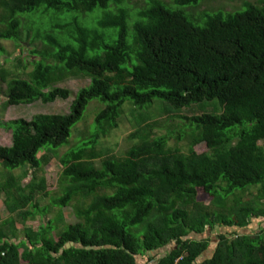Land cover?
<instances>
[{
    "label": "trees",
    "instance_id": "trees-1",
    "mask_svg": "<svg viewBox=\"0 0 264 264\" xmlns=\"http://www.w3.org/2000/svg\"><path fill=\"white\" fill-rule=\"evenodd\" d=\"M127 1L0 0V40L15 42L19 14L40 8L42 14L103 13L95 26L73 18L41 26L33 38L32 25L26 28L29 44L41 40L44 50L30 51L36 56L27 80L6 83V105L66 101L71 93L58 85L68 79L90 84L76 93L67 114L2 125L11 144L0 145V164H26L29 171L21 187L14 179L0 186L8 210L0 221V264H139L142 257L143 264H264V227L243 232L252 218H264V1L206 15L202 26L159 0H146L130 25ZM174 1L188 6L200 0ZM93 100L104 104L94 132L59 158L67 184L52 203L58 215L19 234L15 222L36 221L50 210L34 203L35 196L51 194L43 171L49 156L37 153L67 144ZM155 100L170 118L187 122V151L154 136L157 120L145 116L135 119L122 154L97 148L119 127L127 102L142 111ZM212 101L217 107L212 104L211 112L180 115ZM201 144L206 150L198 152ZM253 188L254 199L240 195ZM200 193L209 196L208 205L197 201ZM81 200L78 222L65 224L61 209ZM207 228L235 231L217 234L210 256L199 260L210 245L202 236ZM70 242L74 246L65 248Z\"/></svg>",
    "mask_w": 264,
    "mask_h": 264
},
{
    "label": "rangeland",
    "instance_id": "rangeland-1",
    "mask_svg": "<svg viewBox=\"0 0 264 264\" xmlns=\"http://www.w3.org/2000/svg\"><path fill=\"white\" fill-rule=\"evenodd\" d=\"M145 1L146 0L127 1L128 6L131 9V20H129L130 25L136 19V10L140 7H143L145 5ZM159 1L164 7L185 14L188 20L193 24L202 26L204 24L206 15H210L218 11H240L243 9L242 5L244 2L255 3L264 0H200L197 4L188 6H180L179 4H176L174 0ZM123 6L127 7L126 4ZM41 11H43V8H40V10L35 13L18 15V18H21L19 41L15 42L12 40H0V145L11 144V132L9 130L3 129L2 125L15 119L30 120L32 116L36 114H67L69 112L72 101H74L75 99L76 93L84 88H87L90 84V81L87 79H68L63 84L58 85V88L66 89L71 93L70 97L66 101L57 100L56 102L47 104L37 102L30 105L21 104L18 106H8L5 104L6 83L13 78L27 80L28 74L31 73V70L33 69L32 59H34V57L36 56L30 54V51L44 50V46L41 40H36L32 45H30L28 40H26V28L28 26L32 25L33 31H29L30 38H33V32H36L41 26L51 29L53 25L72 21L73 18H76L84 25L95 26L97 25V20L103 15L102 10L100 9H96L94 12L86 13L84 15L78 13H69L63 15L55 13L53 11H48V13L42 14ZM54 35L57 37H63V35L61 36V33L59 31H54ZM129 41L130 43L132 42L131 36ZM157 103H159V101L155 100L153 103L155 105H152L150 109L140 111L130 105L129 102H127L124 106L123 114L119 120V127L113 130L107 138L102 139L97 148L101 150L107 148L113 150L117 154H122L125 149L129 147V136L136 128L135 119H138L139 116H145V119L149 120V123H151L152 120H157L156 127L153 129L154 136H164L168 139L167 144L169 146H178L184 151H187L189 144L188 133L190 132V129L184 126V123L187 122L176 117L170 118L171 114L168 112L160 111L159 107H161L162 104ZM212 104H215L217 107L215 101L203 102L201 103V105L203 106H196L195 110V106L193 109L183 110L180 115L191 117L192 115H197L202 112H211L212 108L215 107ZM102 108H104L103 103L99 102L98 100L91 101L86 108L81 121H79L72 129V133L67 144L62 145L56 150L51 149L49 145H46L41 148L39 153H37V156H42L44 154H47V156H49L48 161L43 166V171L48 182V188L51 194L48 197H42L39 195L35 196L34 203H39L40 208L49 207L50 210L47 215L43 216V218H37L36 221L27 219L24 224L15 222V226L18 229L19 234L23 232L24 226L32 227L39 222L47 223L49 219L55 218L58 215L59 209L57 207H54L52 203H54V200L57 197L61 196L63 187L67 184L66 181L64 183L61 182L62 164L60 163L59 158L69 148L76 146L79 143L90 138L95 130V117ZM214 113H220V110ZM180 137H182L181 140L179 139ZM260 145L264 147V140L260 142ZM195 148L198 152L206 150L204 144L198 145ZM48 149H51L52 151H49ZM28 171V166L26 164L20 165L16 169H7L4 168L2 164H0V186L4 185L7 179H14L15 185L19 184L21 187L28 180ZM257 193L258 188H253L249 189L247 194L246 192H243L240 193V195H244V197L250 199L251 197L257 195ZM4 198V192L0 191V221L8 216V210L5 209V206L3 205ZM82 201L83 200H81V202L78 201L77 203L76 201H73L70 205L61 209L65 224H74L78 222V219L75 215V208L83 206L84 203H82ZM197 201L201 202L204 205H208L210 203V198L209 196L200 193L198 194ZM261 203H264V199L261 201ZM250 221H252L251 225L245 228L243 232L249 233L257 230L260 231V229H263V217L258 219L252 218V220ZM234 231L235 230L233 228H217L214 231L207 228L205 234L202 236H207L208 238H210V245L208 249L203 253V255L199 258V260L205 255H210L212 253L216 245L217 234H230ZM239 232L242 231L239 230ZM18 237L19 240H22V236L18 235ZM141 259L145 260L144 257H142ZM138 263L142 264L141 262Z\"/></svg>",
    "mask_w": 264,
    "mask_h": 264
},
{
    "label": "water",
    "instance_id": "water-1",
    "mask_svg": "<svg viewBox=\"0 0 264 264\" xmlns=\"http://www.w3.org/2000/svg\"><path fill=\"white\" fill-rule=\"evenodd\" d=\"M71 246H74V243H72V242L67 243V244L65 245V248H69V247H71ZM90 248L92 249L93 247H90Z\"/></svg>",
    "mask_w": 264,
    "mask_h": 264
},
{
    "label": "crops",
    "instance_id": "crops-1",
    "mask_svg": "<svg viewBox=\"0 0 264 264\" xmlns=\"http://www.w3.org/2000/svg\"><path fill=\"white\" fill-rule=\"evenodd\" d=\"M210 255H205L203 258L209 257ZM138 262H141L142 264L145 262L144 259H139ZM140 264V263H139Z\"/></svg>",
    "mask_w": 264,
    "mask_h": 264
}]
</instances>
